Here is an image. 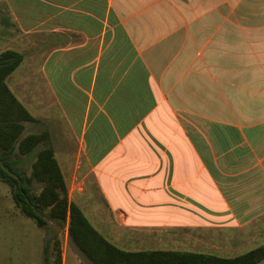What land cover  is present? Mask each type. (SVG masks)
Instances as JSON below:
<instances>
[{
    "label": "crops",
    "instance_id": "crops-1",
    "mask_svg": "<svg viewBox=\"0 0 264 264\" xmlns=\"http://www.w3.org/2000/svg\"><path fill=\"white\" fill-rule=\"evenodd\" d=\"M6 51L24 56L6 80L16 98L61 118L57 139L45 131L69 200L109 242L251 251L264 227V0H0ZM12 209L0 264H45L63 231L62 264L71 251L93 264L69 248L68 224Z\"/></svg>",
    "mask_w": 264,
    "mask_h": 264
},
{
    "label": "trees",
    "instance_id": "trees-1",
    "mask_svg": "<svg viewBox=\"0 0 264 264\" xmlns=\"http://www.w3.org/2000/svg\"><path fill=\"white\" fill-rule=\"evenodd\" d=\"M24 56L14 51L0 54V181L9 186L14 203L25 217L39 227L48 220L61 227L68 224L69 237L93 264H264V245L232 259L192 252H126L100 234L83 211L70 202L66 181L51 143L48 131L23 137L25 123H37L29 111L16 98L6 80L22 64ZM38 152L32 164L31 175L17 168V154L28 156L36 148ZM34 182L41 184L35 192ZM49 255L55 256L54 264H62L61 242L56 241L45 251V264H51Z\"/></svg>",
    "mask_w": 264,
    "mask_h": 264
},
{
    "label": "rangeland",
    "instance_id": "rangeland-1",
    "mask_svg": "<svg viewBox=\"0 0 264 264\" xmlns=\"http://www.w3.org/2000/svg\"><path fill=\"white\" fill-rule=\"evenodd\" d=\"M69 75V74H68ZM69 79V76H67ZM33 85H37V84H33ZM54 111L56 109H53ZM55 113V112H54ZM39 118V122L38 123H32L28 125L27 131L24 132L23 137L25 135H27L28 133H32V134H40L43 133L45 130H48L50 128H52L53 132V138L57 139L58 135L60 134V132H58L56 129V126L59 124V120L61 121V118L59 117V120H56L55 115L52 113L51 115H38ZM25 138V137H24ZM42 146H39L38 148H36L34 150V152L28 156H22L17 154L16 157H14V159H16L18 161V166L17 168L21 171V173L30 176L31 175V171H32V164L34 163L36 156L38 154V152L42 149ZM34 188H35V192L39 193L41 191L42 185L38 184L36 182H34L33 184ZM88 203V199H85V206L88 209V211H92V209H94V206H90ZM13 206H15L14 200L12 198V194H11V190L9 188V186H7L6 184L2 183L0 181V222H3L5 220L8 219V212L9 210H13ZM46 219L48 221H50L48 219V217L46 216ZM54 228V229H53ZM55 229L57 230L58 227L55 228V226L51 227V231ZM58 241H60L61 243H65L66 241V234L64 233V231L62 232V236L61 239H57ZM67 241H68V246L70 249H74L75 245L72 242V240L70 239L69 235L67 236ZM264 245V227L262 228V233L260 235V233L258 234L257 239L254 242L249 243L246 246V249H244L241 252H245V251H249V250H254L258 247H261ZM83 260V264H90L89 262L85 261V259ZM69 264H75V259L73 256L72 251L70 252L69 255Z\"/></svg>",
    "mask_w": 264,
    "mask_h": 264
}]
</instances>
